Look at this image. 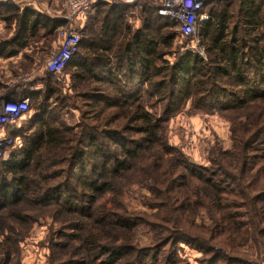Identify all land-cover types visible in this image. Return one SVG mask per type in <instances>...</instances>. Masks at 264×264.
<instances>
[{"label": "trees", "instance_id": "trees-1", "mask_svg": "<svg viewBox=\"0 0 264 264\" xmlns=\"http://www.w3.org/2000/svg\"><path fill=\"white\" fill-rule=\"evenodd\" d=\"M222 1L225 0H219ZM141 2L144 1L96 8L95 15L103 17L98 28L93 23L79 32L78 52L65 68L70 70L76 84L92 80L107 83L110 88L100 96L103 104L98 112L103 114L105 109L121 107L126 119L123 132L118 128L99 129L104 123L83 122L76 134L61 123L55 126L58 119L46 110L48 100L55 95L50 86L53 78L48 73L44 75L45 88L41 93L8 94L15 99L28 95L36 105V114L16 131L23 144L17 149L15 146L13 150H5L0 159V236L3 237L0 253L7 260L16 252L19 239L16 231L31 224V214L37 207L50 204L56 205L57 214L70 212L75 216L72 223H61L60 238L67 243L52 245L54 264H146V259H153L165 247L180 243L201 251L205 264H248L250 261L238 252L230 254L222 245L212 243L227 225L233 235L243 239V215L254 228V239L262 244L264 252L262 6L253 0H241L238 14L242 18L243 34L234 28L231 37L227 34L226 10L211 8L210 20L202 24L200 35L206 61L190 51H177L174 62L169 64L163 59L172 55L174 22L159 16L149 1L150 4L142 3L139 8L143 21L140 29L132 31L125 22L126 14ZM0 18L7 31L13 32L0 40V57L15 55L23 46L40 38V30L46 37L64 24L32 9H20L5 2H0ZM188 100L201 109L225 113L242 110L248 119L253 116L250 120L253 126L241 125L239 130H233L234 150L217 151L208 169L197 168L183 158L163 160L156 152L165 148L161 137L164 120L179 112ZM111 120L104 121L107 127L113 126ZM12 129L9 127V131ZM9 131L7 135L14 138ZM120 133L138 136L117 140L115 137ZM43 145L45 153L39 155L48 157L49 170L46 182L40 183L28 169L32 157ZM111 148L118 152L116 156L105 152ZM145 152L149 154L146 158ZM78 169L80 176L76 173ZM134 172L153 194V200L147 201L157 209L152 217L127 215L117 202L121 195L119 180L127 179ZM187 189H200L195 204L203 203L205 208L209 205L220 216H214L208 238L192 234L173 216L190 206L188 201L192 196L187 195ZM108 194L114 197L111 202L115 206L99 210L100 198ZM240 209H245V213ZM186 219L193 228L192 219ZM140 225L154 232L152 243L144 248L135 247L129 241ZM70 231L74 234H69ZM70 245L73 252L61 256L59 252Z\"/></svg>", "mask_w": 264, "mask_h": 264}, {"label": "rangeland", "instance_id": "rangeland-1", "mask_svg": "<svg viewBox=\"0 0 264 264\" xmlns=\"http://www.w3.org/2000/svg\"><path fill=\"white\" fill-rule=\"evenodd\" d=\"M64 1L65 0H59V8H54L56 11L59 10L57 13L59 14V17L63 16ZM0 2L14 4L17 8H22L17 0H0ZM240 2L241 0H225L222 2L215 0L211 4L205 6L204 11L210 16L208 10L211 8L226 10L228 14L227 25L229 26L227 31L228 37H231L230 33L234 28L238 29L242 35L243 26L240 23L242 18L238 14V8H241ZM142 3L150 4L148 1L141 2L138 4L137 8L129 11L125 16V22L132 31L142 27L143 21L139 14V7ZM258 3L262 6L261 18L264 22V0H259ZM48 10L46 9V11ZM51 12L52 10L48 11L50 15L52 14ZM95 14L96 12L93 16H95ZM102 18L103 17L101 15V17L97 19L98 21L95 23L96 28H98V22H100ZM0 24L4 30L6 24L1 18ZM61 26L64 28V24ZM57 29L51 35L44 37V40L42 38H38L37 40L33 41L37 43L43 41L40 43L42 56H39L40 59L39 61H36V65L32 67L28 65L29 69L27 71L25 70L27 64H23L24 71L22 73H29L30 75L32 70H36L35 76H32L31 78H44L45 73L42 68L43 62L53 51L57 49L60 42L61 37ZM256 34H261V30ZM5 36L6 34L1 31L0 39L3 40ZM170 51L172 52V55H167L163 59L169 62V64L174 62L175 52L177 51H190L193 54L199 55L204 61L207 59L206 53L201 44V38H199L198 47H194L191 43V39L182 38L179 35H175ZM158 65L161 66L162 62L158 63ZM0 67L5 69L7 64L1 63ZM52 78L53 80L50 86L53 88L55 95L53 98L48 100L46 104V110L47 112L49 111L55 114L53 117L58 119L55 126L61 123L64 127L70 128L73 131V134L81 131L79 126L80 124L82 125L83 122L93 125H102L104 123L99 129L118 128L121 129V132L125 130L124 128L126 126L124 125L126 119L123 118L121 107L116 109H105L103 114L98 112V110L102 108L101 106L103 104L100 96L107 94V89L110 88L107 86V83L105 84L100 81L92 80L91 82L88 81L83 85L76 84L71 79L70 70L68 68L64 70L60 82L56 81L54 77ZM6 81V77L0 76V82H2L0 83V103L4 101L5 97H7L8 90L6 83L8 82ZM31 82H33V80ZM44 88L45 87L43 84V90ZM85 90L90 92L85 94ZM88 95L90 97L87 99L86 96ZM31 104L32 103H30L31 109L36 107L35 104L32 106ZM197 107H199V105L195 106L192 100H188L183 103V106L179 112L164 120L163 134L161 137L164 141L166 149L163 147L162 149L159 148L156 150L163 160H169L172 158L179 160L183 158L187 161H190L197 168H211V163L213 162L216 156L215 153L217 151L221 153H228L234 150V142L232 138L233 130L235 128L236 130H239L241 125L251 127L254 124L253 120L252 122L250 121L253 116L248 119L245 114H242V110L238 112L235 111L225 113L220 112L219 110H207ZM113 114L117 115L116 118H113ZM109 119H112L111 122L113 121V126L107 127L104 121H108ZM261 119L262 118H260V120ZM21 124L22 123L19 122L16 124V126L18 127ZM121 126H123V128H121ZM137 136L138 135L135 133H125L122 135L120 133L115 138L118 140L125 138H136ZM17 140L19 144H21V142L23 144L22 140L19 138H17ZM17 148H19L18 145L16 146V149ZM45 150L46 147L43 145L38 151V154L32 157V161L28 169L31 171V175L35 177L36 180H39L40 183L46 182L45 176L48 174L47 172L49 170L48 157L46 155H39L40 153H45ZM105 152H108L111 157L118 154V152L112 148L111 151ZM148 155V153H144L145 158ZM76 173L79 174V176L82 175L79 172V169ZM134 173L135 174L128 176L127 179L119 180L121 195L119 196L117 202L124 207L127 215H139L143 219L152 217L156 215L157 209L150 207L147 201L153 200V194L149 189L146 188L144 184L146 182H139V174H136V172ZM149 177L152 176L149 175ZM199 190L200 189H187V195L192 196L188 201L190 206H185L179 215L173 216L181 227L186 228V230L190 231L192 234L199 235L203 238H208L210 235L208 229L214 226L215 217L220 216L218 213L211 211L212 209L209 205H207L205 208L203 207V203L198 205L195 204ZM112 198L114 197L111 194L101 197L99 201L101 206L98 207L99 210L112 209L115 206H113V203L111 202L113 201ZM56 210V205L53 204L37 207L36 210L31 214V217L33 218L31 224L26 225V229H18L16 231V233L19 234V239L17 244H15L16 252L10 255L8 258L9 260L5 258L4 254L0 253V264H54L52 260L53 254L55 252H52V245L59 242H62V244L67 243V240L61 241L60 238L59 231L61 228V223L62 221H69L70 224L75 219L74 214H71L70 212L57 214L55 213ZM240 210L241 212L245 213V209ZM187 217L192 219L194 226L193 228H191L189 225V220L186 219ZM241 219L243 223H245V228H243V239H240L238 234L233 235L231 233L232 231H230V228L227 225L224 226L220 232L221 235L216 236L212 243L222 245L224 249L228 250L227 252L230 254L238 252L242 257L247 258L250 261L248 264H264V252L262 244L254 239V228L250 224H247V218L245 215H243ZM237 227L240 228L238 225ZM233 232L235 233L236 231ZM69 234H74V232L70 231ZM153 235L154 232L149 227L140 225L133 231L129 241H131L135 247L144 248L152 243L151 240L154 237ZM122 239L123 238L121 236V242ZM2 240L3 237L0 236V242ZM72 252L73 251L70 245L64 251L59 252V254L63 256ZM76 253L77 252L75 251L73 254ZM146 264H205V256L197 248L180 243L175 247H165L162 249L161 253L156 257H153V259H146ZM233 264L242 263L233 262Z\"/></svg>", "mask_w": 264, "mask_h": 264}, {"label": "built area", "instance_id": "built-area-1", "mask_svg": "<svg viewBox=\"0 0 264 264\" xmlns=\"http://www.w3.org/2000/svg\"><path fill=\"white\" fill-rule=\"evenodd\" d=\"M105 0H65L63 2V26L57 31L60 33V42L46 60L42 68L60 82L61 76L71 60L78 52L80 35L75 24L85 14L94 9L95 5ZM116 3L134 4L140 1H149L157 9L159 16L168 18L175 24L174 32L182 38L191 39L194 47H198L202 24L210 20V16L204 11L205 6L215 0H112ZM36 70L23 74L17 78L18 82L29 83L35 76ZM31 110L30 99L24 97L15 99L5 97L0 103V159L3 152L19 145L17 138L7 135V128L19 123Z\"/></svg>", "mask_w": 264, "mask_h": 264}, {"label": "crops", "instance_id": "crops-1", "mask_svg": "<svg viewBox=\"0 0 264 264\" xmlns=\"http://www.w3.org/2000/svg\"><path fill=\"white\" fill-rule=\"evenodd\" d=\"M253 1L256 4V3H258L259 0H253ZM17 2L22 6V8H20V9L29 8V9H32L38 13H41V14L47 13L45 15L48 16L49 18L61 20L60 17L58 16L59 14H57L59 10L56 11L54 9V8H59V0H17ZM102 3L103 4H101L100 6L95 5L94 9L90 10L87 14H85L84 17H82L78 21H76L75 27H76V30L78 31V33L80 31L84 30L85 27L90 28L91 26L94 25L93 23H96L98 16H99V15L93 16L94 13L96 12V8H111L112 5H115V4L120 5L119 3H116L112 0H105ZM124 5H127V4H124ZM135 8H137V6ZM139 8H141V6ZM46 9L52 10V12H51L52 14L50 15V13H48V11H50V10L46 11ZM61 21L63 22V20H61ZM0 27H1L0 33L2 31L6 34L5 38H8L13 34L12 31H9V32L7 31L6 26H5L4 30L2 29L1 24H0ZM59 27H61V26H59ZM59 27H57V28H59ZM38 35L40 38H42V39L44 38L42 30H40L38 32ZM79 35H80V33H79ZM33 41L34 40L29 42V44L23 46L22 49H20L17 53H15V55L0 57V65H1V63L7 64V67L5 69L0 67V76H4L7 79L6 82H8V83H6V86H7V90H8V92H7L8 97H9L8 94L10 92L15 93V94H21V93H33V92L41 93L43 91V79L33 78V82H29V83L17 81V78L19 76H22L23 74H25V73H22L24 71L23 64H27V66L25 68V70L27 71L29 69L28 65L30 67H32V66L36 65V61H39V59H40L39 56L42 53L41 48H40V43H42L43 41L39 42V43L33 42ZM44 73L47 74L46 72H44ZM0 83H2V82H0ZM26 97L30 98L28 95ZM38 99L40 100L39 97H38ZM31 100H30V103H32L31 104V106H32L33 102H31ZM35 114H36V109L35 108L31 109L29 111V113L20 121V123H22L20 126L17 127L16 125H14V126H16V127H14L12 125V126H10V128L12 127L13 129L10 131H9V127L7 128V134L9 131L13 137L18 138V136L15 135L16 131L21 129L24 124H26L28 121H30L31 118Z\"/></svg>", "mask_w": 264, "mask_h": 264}]
</instances>
